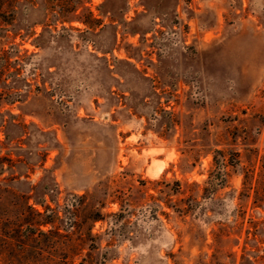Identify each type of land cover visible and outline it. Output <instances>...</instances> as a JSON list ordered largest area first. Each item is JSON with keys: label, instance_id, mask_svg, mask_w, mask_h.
I'll use <instances>...</instances> for the list:
<instances>
[{"label": "rangeland", "instance_id": "1", "mask_svg": "<svg viewBox=\"0 0 264 264\" xmlns=\"http://www.w3.org/2000/svg\"><path fill=\"white\" fill-rule=\"evenodd\" d=\"M0 169L70 264H264V0H0Z\"/></svg>", "mask_w": 264, "mask_h": 264}, {"label": "trees", "instance_id": "2", "mask_svg": "<svg viewBox=\"0 0 264 264\" xmlns=\"http://www.w3.org/2000/svg\"><path fill=\"white\" fill-rule=\"evenodd\" d=\"M2 169H0V176ZM4 188H2L0 180V201H2ZM27 209H30L29 211ZM42 214L32 210L29 206H25L24 211L17 216L15 223L11 222L6 216L0 215V249L1 253L8 255L10 258L4 264H30L24 262V256L31 248L39 250L36 246L45 244L48 246V257L44 259V251L38 252L36 257L47 264H70L68 262L69 253L72 248L68 247L60 255H56V247L63 244L62 240L69 242L70 240L59 234L57 230H48L46 232L40 230V227L48 225L47 222H39L36 218H41ZM37 260V259H36ZM38 264V263H37Z\"/></svg>", "mask_w": 264, "mask_h": 264}]
</instances>
